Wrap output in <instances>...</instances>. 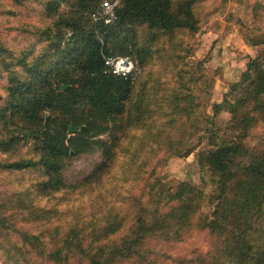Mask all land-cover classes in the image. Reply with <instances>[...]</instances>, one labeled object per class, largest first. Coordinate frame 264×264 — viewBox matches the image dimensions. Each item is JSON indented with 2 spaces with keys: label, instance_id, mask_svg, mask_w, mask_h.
<instances>
[{
  "label": "trees",
  "instance_id": "obj_1",
  "mask_svg": "<svg viewBox=\"0 0 264 264\" xmlns=\"http://www.w3.org/2000/svg\"><path fill=\"white\" fill-rule=\"evenodd\" d=\"M102 1L44 0L41 14L49 24L33 32L35 40L28 47L14 51L0 43V75L6 83L5 96H0V155L7 156L0 160V173L34 176L25 190L8 197L0 193L2 264H152L150 241H180L192 230L206 232L215 246L211 253L180 264H264V251L250 240L264 213V138L257 148L246 143L257 125L264 127L260 9L254 11L253 27L243 33L246 44L260 50L230 87L232 97L213 106V117L221 111L230 115L232 139L196 155L202 181L216 201L210 215L203 212L204 190L190 182L153 178L147 202L134 201L127 229L125 219L109 215L88 224L74 217L61 233L58 224L54 235L22 229L52 221L54 210L38 200L82 187L64 182L72 159L101 153V162L86 180L89 185L110 168L128 128L160 136L152 131H157L154 118L161 111L170 113L168 124L186 120L183 133L192 127V111L198 107L192 110L190 96L179 100L172 91L160 100L156 90L136 86V81L151 61L174 53L179 57V37L199 31L196 6L205 0H121L110 25L91 19ZM104 57H130L135 79L105 73ZM220 73L216 70L214 77L220 80ZM71 127L78 132L70 135ZM184 143L177 142L174 156L192 153L184 151Z\"/></svg>",
  "mask_w": 264,
  "mask_h": 264
},
{
  "label": "rangeland",
  "instance_id": "obj_2",
  "mask_svg": "<svg viewBox=\"0 0 264 264\" xmlns=\"http://www.w3.org/2000/svg\"><path fill=\"white\" fill-rule=\"evenodd\" d=\"M43 1L20 0V4L15 5L12 0H0L2 45L10 50L20 51L35 40L33 32L42 30L50 21L41 14ZM196 17L200 29L191 37H179L182 45L179 57L175 59L174 53L151 61L136 81V86L144 84L143 86L150 88L151 92L156 90L153 93H156L160 100L168 98L172 91L177 94L179 100L190 96L192 110L198 107L192 111V129L190 128L188 133H183L186 120L175 119L168 124L170 113L164 116L162 111L154 118L157 131H152L153 134L162 133L160 136L147 135L145 131L134 130V127L128 128L126 138L121 139V147L110 168L89 185H85L86 180L101 162V153L96 151L72 159L63 172L64 182L69 186L83 184L82 187L73 192L61 191L48 199L38 200L41 206L54 210L52 221L38 222L32 226L22 225V229L36 235L40 233L44 236L54 235L58 234V224L61 233L62 230L68 229L67 226L74 217L88 224L90 220H103L107 215L125 219L127 229L132 221L134 201L142 200L143 204L147 202L148 184H152L153 178H158L161 182H190L195 188L204 190L207 200L203 212L208 215L212 213L216 201L210 197V187L202 181L196 155L219 146L222 141L232 139L233 134L227 126L231 119L230 115L221 111L213 117V106L220 104L225 98L229 100L232 97L228 94L230 87L239 82L245 66L236 82L228 80L227 83H218L217 81H222V74L220 73L219 80L214 77V73L216 70L222 72L220 65H223V60L226 57L231 58L232 53L246 45L243 38L246 26L240 23L239 18L243 19L244 16L237 12V7L231 0H205L196 6ZM212 23L217 25L214 27H217L216 32L224 29V33H214L216 36L219 35V39L214 41L209 37L212 31L209 26ZM260 30L264 32V27ZM228 38L231 39L230 43L223 48L222 43ZM237 39L243 40L244 44H239ZM167 46L166 42L162 45L165 50ZM252 49L255 52L260 50L255 47ZM248 59V56L244 57L242 63L246 65ZM5 86V80L0 75L2 98L5 96ZM161 103L162 101L159 106ZM181 105L183 106V102ZM263 138L264 127L257 125L246 143L250 148H257L263 142ZM148 140L151 141L150 144L146 143ZM180 140L185 141L184 151L192 150L187 158L173 155L175 148L179 147L177 142ZM184 151L181 149V152ZM6 157L0 155V160ZM33 182L34 176L31 174L0 173V193L7 197L13 196L28 188ZM250 240L256 250L264 251V213L259 231L250 234ZM214 246L212 237L206 232L192 230L180 241H150L148 247L152 253L149 254L148 260L152 264H180L181 260L187 261L197 255L211 253Z\"/></svg>",
  "mask_w": 264,
  "mask_h": 264
},
{
  "label": "crops",
  "instance_id": "obj_3",
  "mask_svg": "<svg viewBox=\"0 0 264 264\" xmlns=\"http://www.w3.org/2000/svg\"><path fill=\"white\" fill-rule=\"evenodd\" d=\"M234 3V6L237 7V12L239 11V13L243 14V19L240 17L239 21L240 23H244L243 25H245L246 27L248 28H252V20H253V14H254V11L257 10V9H260L263 11L264 13V0H235V1H232ZM263 20V24L262 26H259L260 28H263L264 27V16L262 18ZM215 26H217L215 23H212L209 27L211 28V33L209 35L211 41H214L216 39H219V35L216 36V34L214 33H217V34H220V32L224 33L223 30H218L217 32L215 31V29L217 28H214ZM217 37V38H215ZM222 40V39H221ZM224 40V39H223ZM230 38L226 39L223 41L222 45H223V48L224 46L227 45V43L229 42L230 43ZM238 43L241 45L244 44V41L241 40V39H237ZM237 51V50H236ZM234 52V54L232 53L231 54V58L229 57H226L225 60H223V65H220V68H222V81H217L218 83L220 82H224V83H227V81H233V82H236L237 79H238V75L240 73H242L243 69H244V66H245V63H242L244 59V57H249V58H255L257 55V52L253 51L252 48H250L247 44L244 45V47H241L240 50L238 49L237 52ZM222 54L224 55V52H222ZM233 55V57H232ZM237 57H240L242 59H237ZM222 60V59H221Z\"/></svg>",
  "mask_w": 264,
  "mask_h": 264
},
{
  "label": "built area",
  "instance_id": "obj_4",
  "mask_svg": "<svg viewBox=\"0 0 264 264\" xmlns=\"http://www.w3.org/2000/svg\"><path fill=\"white\" fill-rule=\"evenodd\" d=\"M121 0H103L97 11L91 14L93 22L101 21L104 25L114 22L115 12ZM105 73L121 77L123 79H135V67L130 57H104Z\"/></svg>",
  "mask_w": 264,
  "mask_h": 264
},
{
  "label": "water",
  "instance_id": "obj_5",
  "mask_svg": "<svg viewBox=\"0 0 264 264\" xmlns=\"http://www.w3.org/2000/svg\"><path fill=\"white\" fill-rule=\"evenodd\" d=\"M64 89H66V87H61V90H64ZM82 130H84V128H82ZM77 132H78V129H77V128L71 127V128L69 129V134H70V135H74V134H76Z\"/></svg>",
  "mask_w": 264,
  "mask_h": 264
}]
</instances>
